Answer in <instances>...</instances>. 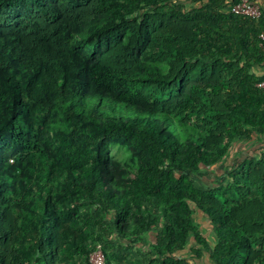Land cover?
<instances>
[{
  "label": "trees",
  "instance_id": "16d2710c",
  "mask_svg": "<svg viewBox=\"0 0 264 264\" xmlns=\"http://www.w3.org/2000/svg\"><path fill=\"white\" fill-rule=\"evenodd\" d=\"M236 2L0 0V264H264V159L200 181L264 136Z\"/></svg>",
  "mask_w": 264,
  "mask_h": 264
},
{
  "label": "crops",
  "instance_id": "0c3cea01",
  "mask_svg": "<svg viewBox=\"0 0 264 264\" xmlns=\"http://www.w3.org/2000/svg\"><path fill=\"white\" fill-rule=\"evenodd\" d=\"M255 2L256 4L259 5L262 12L264 13V0H256ZM247 159H264V136L263 135L255 134L252 136V139L247 142H244V141L234 142V144L232 145V147L230 148L228 152L225 162L222 165L218 166L215 170L211 171L210 173L201 176V178L203 179H200V181L203 182L202 184L205 186L211 185L210 181H213V183L217 181L219 182L218 178L225 175L226 172L224 170H226V168L228 170H231L234 167L238 166L242 161L247 160ZM212 176H217V178H215V180L209 179ZM196 214H199L198 216L200 217V219H203L210 226L207 219L202 214L200 213H196ZM201 227L202 226H200V230H202ZM211 233H212V227H211Z\"/></svg>",
  "mask_w": 264,
  "mask_h": 264
},
{
  "label": "built area",
  "instance_id": "2783aa9c",
  "mask_svg": "<svg viewBox=\"0 0 264 264\" xmlns=\"http://www.w3.org/2000/svg\"><path fill=\"white\" fill-rule=\"evenodd\" d=\"M255 1L256 0H237V2L230 7L229 12L233 15L246 17L254 21L264 18V13ZM258 38L261 42L264 54V32H262ZM260 87H264V83L261 84ZM89 264H104L103 255L99 246L90 255Z\"/></svg>",
  "mask_w": 264,
  "mask_h": 264
},
{
  "label": "rangeland",
  "instance_id": "374dc122",
  "mask_svg": "<svg viewBox=\"0 0 264 264\" xmlns=\"http://www.w3.org/2000/svg\"><path fill=\"white\" fill-rule=\"evenodd\" d=\"M111 154L112 155H114V156H116V157H122L123 156V152L122 151H120L119 149H117V148H112L111 149ZM199 177V176H198ZM197 176H196V178H198ZM215 178H217V176H212V177H210L209 179H211V180H215ZM200 179H203V178H201L200 177ZM218 180L220 181L221 180V177L220 178H218ZM204 181H205V179H204ZM209 182V181H208ZM203 183V182H202ZM219 182L217 181V182H214L213 183V181H210V184L212 185V184H218ZM204 184H205V182H204ZM199 214H196L195 216H194V223L196 224V225H198V227H199V229H200V226H202L201 227V229L202 230H200L201 232H202V234H204L205 236H207V238H208V240H209V243H210V245L212 246V233H211V227L207 224V222H205L203 219H200V217L198 216ZM193 242V241H192ZM192 264H211L209 261H208V259H207V257H204L203 259H201V260H199V261H195V262H192Z\"/></svg>",
  "mask_w": 264,
  "mask_h": 264
}]
</instances>
